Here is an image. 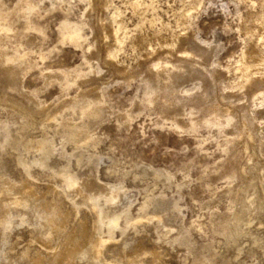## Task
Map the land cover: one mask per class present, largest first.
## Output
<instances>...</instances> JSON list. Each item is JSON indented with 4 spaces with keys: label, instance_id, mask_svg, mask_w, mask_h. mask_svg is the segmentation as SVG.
<instances>
[{
    "label": "rangeland",
    "instance_id": "rangeland-1",
    "mask_svg": "<svg viewBox=\"0 0 264 264\" xmlns=\"http://www.w3.org/2000/svg\"><path fill=\"white\" fill-rule=\"evenodd\" d=\"M29 4L36 11L26 15ZM117 24L126 31L122 48ZM74 30L79 40L70 38ZM175 39L181 50L205 52L183 62L190 59L164 46ZM262 40L264 0H0V188L28 184L46 202L48 188L61 181L51 169L69 166L95 189L123 185L112 209L130 206V218L149 201V213L163 223L117 230L107 261L140 252L145 264H201L215 254L219 264H264V86L243 88L236 63L243 53L252 64L264 59ZM160 59L175 66L169 74L152 69ZM229 111L235 121L226 127ZM77 134L93 140L78 145ZM43 137L54 142L49 167L35 165L28 177L18 160L40 158L26 147ZM1 212L0 222L7 216ZM238 212L245 234L227 238L220 223ZM11 213V224L0 223V264H35L50 247L63 248L59 241L44 247L34 213ZM24 217L29 222L21 224ZM82 221L93 228L86 208L68 227ZM84 250L68 259L94 264L77 256Z\"/></svg>",
    "mask_w": 264,
    "mask_h": 264
},
{
    "label": "bare ground",
    "instance_id": "bare-ground-1",
    "mask_svg": "<svg viewBox=\"0 0 264 264\" xmlns=\"http://www.w3.org/2000/svg\"><path fill=\"white\" fill-rule=\"evenodd\" d=\"M35 7L29 4L27 8L23 11L26 15H30L31 13L36 11ZM191 17H192V14L187 13L184 18L186 21H189V19L191 20ZM124 28H122V26L120 25L119 28L113 31L115 32L113 34L115 42L117 43L118 46L120 45L121 48L123 47L122 45L124 44L125 37H126V31H124ZM1 29L3 30V28ZM4 30H7V29H4ZM75 31L76 30H74V33L70 35V38L73 41L79 40L81 37V33H79L78 31L76 32ZM144 37L140 38L139 42L142 44H150L148 42L150 40L146 39L148 37L146 38ZM200 43L201 42H199V44ZM263 43L264 41L262 42V44ZM164 46L169 51L174 52V53L175 52L180 53V55L184 57L185 59H190V61H183V62H188L189 64L191 63V61H193V58L195 59L198 56V52H201V54L205 52V49H202L201 47H197V48L195 47L192 50L191 49L181 50L180 48H178L177 39L164 43ZM203 46L205 45L203 44ZM115 54L114 56H116ZM150 55H153V54H150ZM114 56L112 53H110L108 55V58L111 60L112 59L114 60ZM199 56L201 57V55ZM13 59L15 60V58ZM195 60L197 61V59ZM250 60L251 59H249L246 53H243L239 61L238 62L236 61L237 70L238 72H240V76H241L240 79H242L241 86H243V88L246 86L251 87V85H255V84H257L258 86H261V85L264 86V75L262 74V71H261L262 69L261 67H263L264 69V59L262 58V60L258 64H252ZM257 60L258 59H256V61ZM173 67L175 66L166 59L164 60L160 59L158 62H155V64L153 62V65H152V69L154 71L155 70L160 71L161 69H164L168 74H169L170 69H173ZM260 75L262 76L260 77ZM261 92L263 91H260L261 97L259 98L262 99L263 94H261ZM182 94L184 96L190 95L189 91L187 92L183 91ZM145 98H146L147 107H151L154 105L155 99L153 96L150 97L148 94ZM263 105H264V99L262 102V107H264ZM260 106L261 105H259V107ZM230 112L231 111L228 112L230 114V115L228 114L229 117H227L226 120L223 119L225 120L224 124L226 127L234 125L235 118L232 117ZM175 115L177 118L182 116L180 112ZM219 121L221 123V120ZM245 124L243 123L242 125H245ZM218 125H219V122H218ZM179 126L176 127L177 130L180 129ZM75 132L77 133V131ZM241 137H243V135ZM72 138H73L72 140H74V142L78 145H82V144L86 145L89 143V141L93 140L92 135L83 136V134H77L74 137L72 136ZM244 138H245L244 142L242 141L245 147L244 149L246 153H249V151L252 150L251 149V142H253L252 134L248 132ZM81 141H83L84 143L81 144L80 143ZM53 146H54L53 140L47 137H43L39 140L29 142V144L26 147V151L31 153L33 150H35V152H38L41 154V157L35 158V160L32 163H30L24 158H19L18 164L24 168V170L27 172L28 177H33L32 167L35 165L40 166L41 168L49 167L48 161L50 160L51 155H53L54 153ZM3 147L4 146H2V148ZM91 159H92V156H90L89 160ZM235 161L236 163L234 162V166H237L239 158L237 157ZM81 162L82 160H79V163ZM51 171H52L53 177L59 178L61 181L58 185L48 188V195H51V197L49 199L48 197L45 196L47 199L46 202H39L38 199H35L34 197L35 195L37 196L38 193L36 192L34 193L32 186H29L28 184L27 186H23V185H17L16 182L9 181L0 188V211H2L1 213H3V215L4 214L7 215L3 217L6 219L0 222L2 225L6 226L12 223V220L10 219V216H12L11 211H14L15 209L18 210V208H22V209H25L26 211H31L36 216V225L41 226V229L39 230V234H38V239L44 244V247L50 246L55 241H59L60 245L63 246V248L59 250L53 249L52 247H50L49 248L50 251L46 255L44 254L38 255L35 261H33L35 264H42L45 259L48 260V264H73L74 262L72 260H69L68 258L79 247H84L85 250L81 255H77V256H81L82 258H90L93 260L94 264H145L143 260L141 259L142 254L140 252H134L132 255H129V256L128 255L122 256V257L120 256L121 257L120 259H116L114 261H107L105 259V252H106L107 246H109L108 244L116 240L115 234L117 230H121L122 233H125V231L130 227H138V225L144 224L145 220L148 222L158 220L159 223H163V220H161V217L156 216L155 214L149 213L150 211L149 208L151 206V203H149V201L147 203H144V205L141 207L140 211L142 213L137 218H130L128 215V212L130 211V208H131L130 206L125 207L124 209H121V210L112 209V206L119 203L121 199V194L125 190V187L123 185H113L112 186V185L106 184L104 186H99L98 189H95L93 188L94 185L89 183L88 180L82 179L81 176L72 173L69 166H64L60 170L51 169ZM67 204L69 205V207L67 206ZM84 208H86V210L89 211L90 216H93V219H94L93 228L92 229L87 228L85 225V221H82V223H80L77 227H74L73 230H71V228L68 227V224L70 223L71 218L79 215ZM258 208L261 210L263 209L262 205L259 206ZM243 212L245 213V212H251V211H243ZM258 212H262V211H258ZM241 213L242 212H238L237 214H234L231 217L228 216L229 218L225 217L226 219L222 220V222L220 223V228H221L220 231L225 237L227 238L238 237L240 232L241 234H245L244 230L242 229V223L245 221L246 217L244 218V214L242 213L243 214L242 216ZM28 222H29V219L24 217L21 221V224L28 223ZM123 222L125 223L124 226L122 225ZM106 234L107 236H105ZM27 256H28V253L25 254V257ZM216 256L218 255L217 254H215V256L210 255L208 258L203 257L199 259V261L201 264H219V261H217ZM221 257L223 256L221 255ZM227 260L229 261V259ZM227 260L223 259V261L225 262L223 261L222 262L224 264L229 263L230 261L228 262Z\"/></svg>",
    "mask_w": 264,
    "mask_h": 264
}]
</instances>
